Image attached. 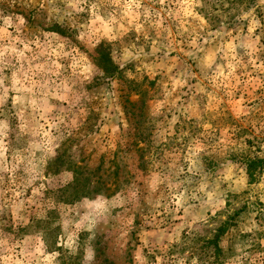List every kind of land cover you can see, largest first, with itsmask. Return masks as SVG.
I'll return each instance as SVG.
<instances>
[{
	"label": "rangeland",
	"instance_id": "rangeland-1",
	"mask_svg": "<svg viewBox=\"0 0 264 264\" xmlns=\"http://www.w3.org/2000/svg\"><path fill=\"white\" fill-rule=\"evenodd\" d=\"M136 3L139 7L108 8L117 12L116 25L103 8L95 24L88 12L90 44L95 29L108 35L119 29L117 42L128 49L110 55L106 38L93 44L100 53L97 63L117 77L111 85L116 91L110 100L94 95L97 105L84 123L91 130L64 141L68 147L59 163L65 171L45 175L47 191L37 192V181L21 196L36 201L31 219L46 215L63 225L42 239L26 237L22 246L25 237L15 236L0 249V264L7 257V264H38L33 252L39 264H58V259L60 264H202L192 251L200 253L226 222L219 241L225 255H215L211 246L210 262L218 257L217 264H264V0ZM44 45L48 51L47 41ZM125 61V68L118 67ZM204 148L224 161L223 167H209L223 178L221 191H227L215 215L209 210L207 223L190 231L183 209L166 210L176 207L169 203V184L180 168L186 173L200 157L207 160ZM34 151L41 153L38 141ZM0 175L7 198L13 194L12 173ZM49 192L56 198H48ZM93 192L90 199L81 198ZM129 204L135 210L124 215ZM12 232L6 228L5 236ZM194 238L193 248L183 252L184 242ZM70 249L75 255L63 259Z\"/></svg>",
	"mask_w": 264,
	"mask_h": 264
},
{
	"label": "clouds",
	"instance_id": "clouds-1",
	"mask_svg": "<svg viewBox=\"0 0 264 264\" xmlns=\"http://www.w3.org/2000/svg\"><path fill=\"white\" fill-rule=\"evenodd\" d=\"M112 4H119L121 8L139 7L136 0H124L122 4L120 0H0V173H12L14 181L11 196L5 198L6 193L0 190V249H7L15 236L25 237L20 242L22 246L28 242L26 237L42 239L63 225L62 221L46 215L35 214V219H31L34 214L31 206L36 201L21 199V196L37 181H40L37 192L47 191L45 175L51 177L65 171L59 163L68 147L64 141L81 133L87 135L91 130L84 123L90 107L97 105L94 95L101 94L110 100V93L116 91L111 85L117 77L108 75L97 63L100 53L93 44L106 38L105 47L110 55L113 49H122L126 54L128 49L117 42L119 29H110L112 34L108 35L97 28L92 33L93 44L87 39L91 29L89 11L95 15L93 24L100 19L101 8L110 24L119 23L117 12L108 11ZM17 5L21 14H17ZM50 38H55L54 43ZM45 41L48 51H45ZM53 57L62 63L58 64ZM118 67L125 68L126 61ZM94 123V120L89 122ZM37 141L40 155L34 151ZM10 145L16 146L14 151ZM218 151L219 146L217 154ZM203 152L207 160L200 157L197 166H189L186 173L180 168L174 174L175 181L169 184L172 189L169 203L176 207H166V210L174 213L183 209L185 225L190 231L193 226L200 227L201 222L207 223L209 210L215 215L227 191H221L223 178L209 167L212 163L223 167L224 161L217 159L208 148ZM10 153L15 161L11 165ZM181 174L183 180L179 179ZM4 185V176L0 175V186ZM178 188L181 191L177 192ZM95 195L93 192L81 198L90 199ZM48 198H56V194L49 192ZM134 210V204H129L124 215ZM8 227L13 232L5 236ZM20 227L26 233H20ZM52 254L61 258V253L53 251ZM31 255L39 264L40 258L35 252ZM73 255L70 249L63 259ZM4 259L7 264L11 258ZM13 264L19 262L13 261ZM24 264H28L27 260Z\"/></svg>",
	"mask_w": 264,
	"mask_h": 264
},
{
	"label": "trees",
	"instance_id": "trees-1",
	"mask_svg": "<svg viewBox=\"0 0 264 264\" xmlns=\"http://www.w3.org/2000/svg\"><path fill=\"white\" fill-rule=\"evenodd\" d=\"M209 15V13H207ZM209 19L210 20H214L213 18H211V15H209ZM103 61V60H102ZM104 62V61H103ZM105 64V62H104ZM264 163V160H263ZM67 190H64V192H66ZM62 192V193H64ZM229 222H226L223 224L222 227H220L217 230V235L214 238V240H205L203 243V246L200 248V253H197V250L192 251V255H200L199 260L202 262V264H212V262H210L209 258H210V247L213 246V248H215V252L214 254L217 256H224V252H222V250L219 247V241L221 239V237H223L226 233H227V226H228ZM192 244H195V238L194 239H190L188 240V242H184V245L182 246V251L185 252V247L188 248H193ZM191 255V258H192ZM213 255V256H215ZM216 257V256H215ZM217 263H221L220 260L218 259V257H216V261L213 264H217Z\"/></svg>",
	"mask_w": 264,
	"mask_h": 264
}]
</instances>
